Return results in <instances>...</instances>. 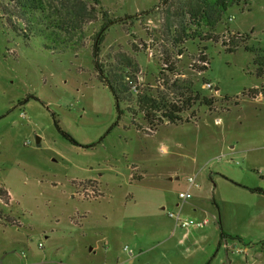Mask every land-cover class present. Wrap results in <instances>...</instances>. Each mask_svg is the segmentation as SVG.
Segmentation results:
<instances>
[{"label": "rangeland", "instance_id": "1", "mask_svg": "<svg viewBox=\"0 0 264 264\" xmlns=\"http://www.w3.org/2000/svg\"><path fill=\"white\" fill-rule=\"evenodd\" d=\"M162 1L101 0L120 20L106 32L102 63L129 56L139 85L154 90ZM6 19L0 12V187L11 200L0 196V264H264V195L252 192L264 190V97L251 96L263 81L254 54L222 45L229 32L264 49V0L231 8L219 44L183 48L177 79L193 81L214 106L153 134L124 104L119 118L98 80L93 37L102 20L64 48L19 37ZM201 57L211 63L204 74ZM190 178L197 187L181 201ZM172 214L208 224L182 229Z\"/></svg>", "mask_w": 264, "mask_h": 264}, {"label": "trees", "instance_id": "2", "mask_svg": "<svg viewBox=\"0 0 264 264\" xmlns=\"http://www.w3.org/2000/svg\"><path fill=\"white\" fill-rule=\"evenodd\" d=\"M60 1V6L55 8L52 0H8L7 4L0 5V12L7 17L8 27L19 37L27 40L30 37L42 36L49 41V45L64 48L78 45L76 38L83 33L85 27L102 20L100 30L93 37L92 56L98 80L111 91L119 118L124 114L121 108V104H124L133 119L139 114L143 116L149 126V130L146 131L148 134H153L164 125L184 124L183 116L197 106L212 109L214 101L197 91L193 81L177 79V63L184 55L183 48L190 43L219 44L217 30L225 21L228 11L247 2V0H163L157 8L160 16V39L155 42V46L161 69L154 90L139 85L138 65L129 56L119 55L114 64L102 63L101 48L106 32L120 20L110 19L109 12L102 6L101 0ZM151 13L146 12L144 15ZM130 19L131 17L125 18ZM228 36V40L222 41L226 52L233 54L244 47L247 52L255 55L253 64L256 75L263 83L259 89L251 92V96L264 97V49L257 50L247 46L250 38H244L241 34L228 32ZM198 61L203 63V67L196 70L199 73H206L210 69V60L201 57ZM172 76L176 78L172 79ZM56 126L68 141L78 145L74 138L60 129L57 122ZM252 192L264 195L261 188ZM0 196L4 203H10L9 193L1 187ZM4 219L6 224H17L15 219ZM227 238L244 242L239 236L226 235L222 232V239Z\"/></svg>", "mask_w": 264, "mask_h": 264}, {"label": "built area", "instance_id": "3", "mask_svg": "<svg viewBox=\"0 0 264 264\" xmlns=\"http://www.w3.org/2000/svg\"><path fill=\"white\" fill-rule=\"evenodd\" d=\"M20 117L23 118L24 115L21 114ZM188 184H189V189L184 193H180L179 195V199L181 201H188L192 199V195L190 191L193 187H197L195 178H190L188 181ZM170 217L174 218L177 225L180 226L182 229H189V228L200 229V228L205 227L208 224L207 221L206 222H196L194 220H183L180 215L176 216L175 214L170 215ZM40 247L42 248L43 246L40 245Z\"/></svg>", "mask_w": 264, "mask_h": 264}, {"label": "water", "instance_id": "4", "mask_svg": "<svg viewBox=\"0 0 264 264\" xmlns=\"http://www.w3.org/2000/svg\"><path fill=\"white\" fill-rule=\"evenodd\" d=\"M40 142H41V140H40V139H38V140H37V144H38V145H40Z\"/></svg>", "mask_w": 264, "mask_h": 264}]
</instances>
